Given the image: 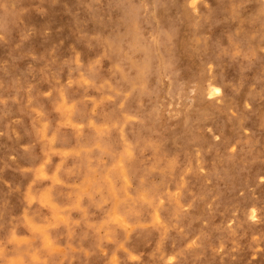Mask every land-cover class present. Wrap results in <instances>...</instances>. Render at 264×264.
<instances>
[{
    "label": "bare ground",
    "instance_id": "bare-ground-1",
    "mask_svg": "<svg viewBox=\"0 0 264 264\" xmlns=\"http://www.w3.org/2000/svg\"><path fill=\"white\" fill-rule=\"evenodd\" d=\"M172 1L0 0V264H264L263 189L224 226L234 189L264 177V101L220 148L168 147L152 96L181 98L177 29L158 16ZM229 4L210 15L237 27L222 43L211 24L201 48L217 61L236 50L233 68L254 71Z\"/></svg>",
    "mask_w": 264,
    "mask_h": 264
},
{
    "label": "rangeland",
    "instance_id": "rangeland-1",
    "mask_svg": "<svg viewBox=\"0 0 264 264\" xmlns=\"http://www.w3.org/2000/svg\"><path fill=\"white\" fill-rule=\"evenodd\" d=\"M218 2H230L235 12L244 20L247 27L233 34L239 39L248 43V36L253 38L248 49L252 55L248 56V65L254 66L261 61V66L254 71L246 70V66L233 68V63L239 58L236 50L231 56L216 60L213 51L208 53L202 50V43L210 38V25L220 23V31L216 34L214 41L224 43L222 31L226 28H236L238 22L235 16L226 17L221 13L212 12V4ZM172 7L168 10H160L158 16L160 24L164 26L174 25L173 30L177 38L175 40L176 63L181 77V98L171 101L165 96L154 94L152 100L157 104L164 105L161 118L167 124H172V135L168 140L170 149L183 147L198 148L202 140L207 141L206 145L215 148L222 147L224 134L230 132L232 125L237 123L240 114L250 115L255 111L253 97L257 102L264 101V0H173ZM235 41V40H234ZM214 49V47H213ZM223 61V62H221ZM221 62L222 64H220ZM1 63V59H0ZM219 89V93L215 90ZM264 127L262 115L258 117ZM252 124L254 122L252 121ZM241 134H247L242 129ZM4 133H0L3 137ZM232 151L227 146L225 154ZM5 159L8 162L18 161L17 150H5ZM201 171V170H200ZM237 172H235V175ZM159 181V178L157 179ZM264 190V177L255 180L249 188L241 189L237 186L228 198L233 202L228 208V217L225 227L231 228L235 224L237 206L241 200L250 193L256 197V190ZM207 209L211 207L208 205ZM188 210L187 207L183 209ZM252 208H249L251 212ZM250 225L260 222V212L246 220ZM101 233H103L101 231ZM221 253L222 250L217 251ZM68 258L67 253L58 256L59 261ZM169 260L167 264H173ZM243 264H252L250 256L242 257Z\"/></svg>",
    "mask_w": 264,
    "mask_h": 264
},
{
    "label": "snow or ice",
    "instance_id": "snow-or-ice-1",
    "mask_svg": "<svg viewBox=\"0 0 264 264\" xmlns=\"http://www.w3.org/2000/svg\"><path fill=\"white\" fill-rule=\"evenodd\" d=\"M217 94L219 93V89L216 90Z\"/></svg>",
    "mask_w": 264,
    "mask_h": 264
}]
</instances>
